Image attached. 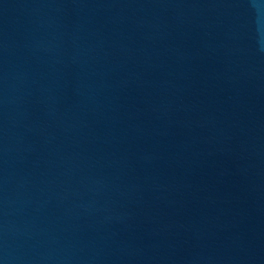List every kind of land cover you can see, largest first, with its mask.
I'll list each match as a JSON object with an SVG mask.
<instances>
[{
    "label": "water",
    "instance_id": "1",
    "mask_svg": "<svg viewBox=\"0 0 264 264\" xmlns=\"http://www.w3.org/2000/svg\"><path fill=\"white\" fill-rule=\"evenodd\" d=\"M0 264H264V0H0Z\"/></svg>",
    "mask_w": 264,
    "mask_h": 264
}]
</instances>
